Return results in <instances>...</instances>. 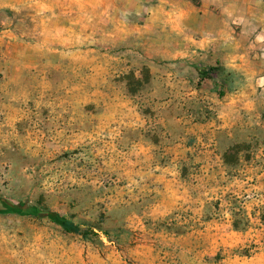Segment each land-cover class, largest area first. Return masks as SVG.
<instances>
[{"label": "rangeland", "instance_id": "rangeland-1", "mask_svg": "<svg viewBox=\"0 0 264 264\" xmlns=\"http://www.w3.org/2000/svg\"><path fill=\"white\" fill-rule=\"evenodd\" d=\"M20 2L0 11V201L95 234L0 205V264H264V135L219 129L206 76L166 54L171 3Z\"/></svg>", "mask_w": 264, "mask_h": 264}, {"label": "crops", "instance_id": "crops-1", "mask_svg": "<svg viewBox=\"0 0 264 264\" xmlns=\"http://www.w3.org/2000/svg\"><path fill=\"white\" fill-rule=\"evenodd\" d=\"M161 1L172 5L170 11H162L163 28L173 37L172 50L165 49L166 54L186 60L196 71L214 69L204 81L211 100L221 107L219 129L233 139L239 134L264 135V61L259 57L264 0ZM20 4L0 0V11Z\"/></svg>", "mask_w": 264, "mask_h": 264}, {"label": "trees", "instance_id": "trees-1", "mask_svg": "<svg viewBox=\"0 0 264 264\" xmlns=\"http://www.w3.org/2000/svg\"><path fill=\"white\" fill-rule=\"evenodd\" d=\"M213 71L214 69H210V68L202 69V73L204 76H209V74ZM235 150L237 151L236 148ZM0 202H1L0 205H2V207L4 208L2 211V213L4 214L29 215V216H34L37 219H49L54 224L58 225L64 232L68 234L82 235L86 238L90 236L89 232H91V234H95L91 230L84 231L83 227L80 224L75 223L72 220L66 217H62L59 214L53 213L49 210L37 209L22 205H13L6 201H0ZM261 221L264 222V210L261 215Z\"/></svg>", "mask_w": 264, "mask_h": 264}, {"label": "built area", "instance_id": "built-area-1", "mask_svg": "<svg viewBox=\"0 0 264 264\" xmlns=\"http://www.w3.org/2000/svg\"><path fill=\"white\" fill-rule=\"evenodd\" d=\"M259 57L262 61H264V45L259 50Z\"/></svg>", "mask_w": 264, "mask_h": 264}]
</instances>
